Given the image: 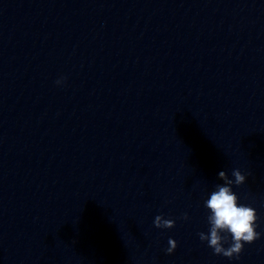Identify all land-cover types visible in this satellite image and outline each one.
<instances>
[{"label":"clouds","instance_id":"obj_1","mask_svg":"<svg viewBox=\"0 0 264 264\" xmlns=\"http://www.w3.org/2000/svg\"><path fill=\"white\" fill-rule=\"evenodd\" d=\"M62 81L58 80L57 84ZM218 177L223 184H217L215 190L205 201V207L209 210L207 217L210 225L208 233L201 232L199 237L201 241H207L208 246L213 249L214 254L223 255L227 258L239 257L244 250L245 244H251L260 237V233L255 230L257 213L251 206L238 203V196L232 190V186H240L245 183L246 175L239 169L232 170L230 179L225 171H220ZM187 219V214L183 216ZM156 228H172L175 221L165 219L162 215H157L154 219ZM224 233L225 235H222ZM228 235L231 236V244L225 248ZM167 253L171 254L177 247L173 239H169Z\"/></svg>","mask_w":264,"mask_h":264}]
</instances>
